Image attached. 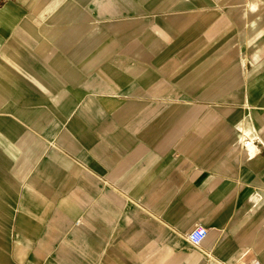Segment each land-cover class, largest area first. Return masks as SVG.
Returning a JSON list of instances; mask_svg holds the SVG:
<instances>
[{
	"label": "crops",
	"instance_id": "obj_1",
	"mask_svg": "<svg viewBox=\"0 0 264 264\" xmlns=\"http://www.w3.org/2000/svg\"><path fill=\"white\" fill-rule=\"evenodd\" d=\"M255 260L264 0H0V264Z\"/></svg>",
	"mask_w": 264,
	"mask_h": 264
},
{
	"label": "built area",
	"instance_id": "obj_2",
	"mask_svg": "<svg viewBox=\"0 0 264 264\" xmlns=\"http://www.w3.org/2000/svg\"><path fill=\"white\" fill-rule=\"evenodd\" d=\"M206 233H207L206 228L202 226H195L192 230H190L186 234V239L192 246L196 247L200 245V243L203 241V239L206 236ZM248 264H262V263L255 260Z\"/></svg>",
	"mask_w": 264,
	"mask_h": 264
}]
</instances>
